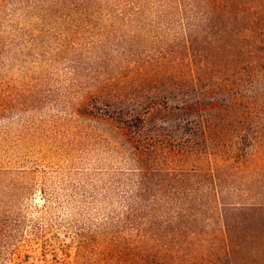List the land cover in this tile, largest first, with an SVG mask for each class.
<instances>
[{"label":"rangeland","instance_id":"374dc122","mask_svg":"<svg viewBox=\"0 0 264 264\" xmlns=\"http://www.w3.org/2000/svg\"><path fill=\"white\" fill-rule=\"evenodd\" d=\"M202 10L0 0V264H230L190 231L220 224L209 185L171 232L192 167L228 164L216 195L264 203V0ZM140 167L156 170L141 191L157 192L158 235L121 221Z\"/></svg>","mask_w":264,"mask_h":264},{"label":"trees","instance_id":"16d2710c","mask_svg":"<svg viewBox=\"0 0 264 264\" xmlns=\"http://www.w3.org/2000/svg\"><path fill=\"white\" fill-rule=\"evenodd\" d=\"M195 1H199L200 3V0ZM239 1L240 0H202L203 17L206 20L209 19L211 12L217 11L222 6L225 8V12L231 13L233 6ZM244 5L245 4H243L241 8V12L247 11ZM227 165L228 164L215 165L212 168L192 167L191 172H189V170L181 171V174H185V176L188 174L192 177V186H187V184L183 182L178 187L180 188L179 192L181 196L179 198L180 205L176 216L181 224L173 226L171 234L175 236L177 231H180L184 226L187 227L186 224L191 225L190 221H183L182 218L187 216L185 214H188V216L190 215L194 220L200 215V207L204 204V199L202 200V195L200 194V187L203 184L209 185V188L212 189L211 191L215 193V198H213V200L216 203V217L220 220V224L216 227H210L209 229L192 224V230H190L192 231V238L199 242L203 240L209 242L210 247L212 246L211 243H214V239H217L230 264H238V260H240L242 256L253 258V256L264 253V203H228L226 200H223L221 196L218 197L216 195L217 188L220 187V181L223 180L222 174L225 173L224 168ZM155 171L156 170L153 168H138L136 172L138 176L137 189L134 193L138 204H128L126 214L122 217L121 221L124 223H136V220L145 219L146 221L148 218L149 222H156L157 224L152 227H149V225L138 226L137 230L141 232L142 230L149 231V229L154 228L151 232H153L154 235H158L160 234L159 231L168 229H166L167 226L159 227L162 216L160 217V213L158 212L159 198L157 192L154 191L150 193L148 196L149 201L144 202V192L141 191L142 186L149 189L151 184L145 178L149 174H156ZM219 198H221V200ZM135 208L137 212L133 213Z\"/></svg>","mask_w":264,"mask_h":264}]
</instances>
